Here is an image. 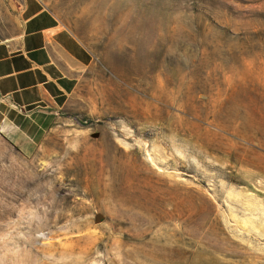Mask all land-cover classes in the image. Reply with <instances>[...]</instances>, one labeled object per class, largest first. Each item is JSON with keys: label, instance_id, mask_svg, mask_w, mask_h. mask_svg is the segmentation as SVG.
Returning <instances> with one entry per match:
<instances>
[{"label": "rangeland", "instance_id": "obj_1", "mask_svg": "<svg viewBox=\"0 0 264 264\" xmlns=\"http://www.w3.org/2000/svg\"><path fill=\"white\" fill-rule=\"evenodd\" d=\"M39 1L91 60L0 132V264H264V0Z\"/></svg>", "mask_w": 264, "mask_h": 264}, {"label": "crops", "instance_id": "obj_2", "mask_svg": "<svg viewBox=\"0 0 264 264\" xmlns=\"http://www.w3.org/2000/svg\"><path fill=\"white\" fill-rule=\"evenodd\" d=\"M91 60L90 51L39 0L0 16V132L40 140Z\"/></svg>", "mask_w": 264, "mask_h": 264}, {"label": "water", "instance_id": "obj_3", "mask_svg": "<svg viewBox=\"0 0 264 264\" xmlns=\"http://www.w3.org/2000/svg\"><path fill=\"white\" fill-rule=\"evenodd\" d=\"M100 217H101V214L100 213H95L94 214V217H93V220L94 221H99L100 220Z\"/></svg>", "mask_w": 264, "mask_h": 264}]
</instances>
